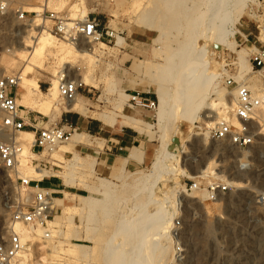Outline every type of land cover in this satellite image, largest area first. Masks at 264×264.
Here are the masks:
<instances>
[{"label": "rangeland", "instance_id": "374dc122", "mask_svg": "<svg viewBox=\"0 0 264 264\" xmlns=\"http://www.w3.org/2000/svg\"><path fill=\"white\" fill-rule=\"evenodd\" d=\"M10 1L13 5L22 4L24 11L27 12L28 7H44V0ZM113 1L66 0L65 8L57 12L65 15L70 21H80L76 20L80 10L74 9L73 6L83 2L86 6V16L95 17L99 20L102 29L112 30L117 37V40H113L111 44L104 42L94 44L79 40L75 45L76 50L90 47L92 54L84 57L74 56L66 65L67 69L87 84V87L78 95L79 106L73 111L81 113L83 118L88 116L98 119L104 124L98 122L105 131L130 127L136 132H142L141 127L146 129L149 124L154 126L155 110L129 108L126 95L139 93L142 96L151 97L155 101L156 108V96L148 92L146 77L154 71L157 76H160L163 89L168 90L173 86H168L167 80L182 71L184 65L197 64L198 59L204 55H207L209 71L221 74L216 83L217 93L223 94L224 98L228 99L232 90L225 87L224 80L232 77L235 82L241 83L237 79L240 71L236 52L244 49L247 52L245 61L250 65L253 43L258 37L259 28L264 25V0L247 2L241 18L233 29V34L227 39L231 46L219 52L220 46L212 45L204 39L189 43L187 32L190 28L191 10L198 0H166V2L163 0H115V4ZM167 5L170 6L168 11ZM48 10L53 11L49 7ZM71 15H73L72 18ZM146 21L150 25L149 28L145 26ZM38 23L37 28L40 27L41 22L38 21ZM28 29L26 23L17 22L11 16L0 17V76L22 72L24 63L15 58L14 50L21 47V44L23 47V40L19 37L15 38L14 34L17 30L28 31ZM21 35L25 36L26 33ZM155 40L158 42L156 43ZM203 46L205 54H202ZM11 49L14 55L10 52ZM167 60L172 66L166 64ZM45 65L50 68L54 66V60L50 54L45 60ZM197 68H199L198 65L195 70ZM251 77L262 84L257 73ZM36 78L41 90L46 92L52 79L50 74L41 70L36 73ZM210 98L215 99L214 96ZM19 104L25 108L21 101ZM55 108L57 110L55 115H40L45 117L43 119L49 120V123L43 127L52 125L60 112L76 114L73 111L67 112L66 104L59 97L55 102ZM24 111L38 113L31 110ZM221 111L222 116L225 117L228 110L221 109ZM25 114L21 115L25 116ZM207 115L213 114L207 111L203 117ZM128 116H144L146 123L132 124ZM203 117L201 116L192 125L182 122L174 128L170 148L177 144L173 143L174 140L183 141L186 138V142L181 149L182 153L178 162L172 164L171 175L166 178V181H162L156 190V197L163 199L178 186H183L187 180H194L188 177L205 167L212 168L220 178L214 176L198 180L200 186L206 187L215 179L225 180L230 185V192L216 202L206 201L201 197V192L188 190L186 197H182L181 200H175L174 203L171 200L172 204L165 209L167 214L174 212L173 224L170 226L169 252L160 257L152 253L144 264H264V202L261 200V196L264 195V135L259 134L260 131L255 129L259 126L253 123L252 129L256 135L255 145L247 151H237L232 147L212 142L209 138L211 120ZM77 132L83 134L79 144H72L71 134L69 141L59 145L58 148V150L64 149L70 152L71 155L63 154L62 158L57 152H52L36 157L29 153L26 157L29 166L34 167L33 160L43 161L51 165L58 175L63 173L71 163L76 167L69 185L71 187L65 190L72 194L68 197L64 194L67 199L64 204L56 199L57 207L52 209V214L47 219L50 225L46 230L50 231L51 235L60 232L64 238L54 235L55 238L52 241L48 240L44 244L49 249H56L63 253L68 262H48L47 264H103V258L100 256L101 249L104 248L106 239L113 236L115 227L117 228L119 222L123 220L125 207L128 206L130 211L139 205L138 198L129 202L133 181L150 169L161 142L152 128L146 135V143L152 149L150 161H146L144 165L134 170L124 171L122 166L117 171L108 170L101 174L95 169V152L93 151L96 147H101L97 144L100 143L97 139L100 136H89L81 130ZM22 133L16 136L21 137ZM26 148L29 152L30 146L26 145ZM142 154L143 151L140 155ZM13 174L0 168V229H4L3 234L6 232L5 228L12 223L10 213L15 204L33 193V189L20 188L17 180L23 177L17 178ZM99 182L106 184L112 190L105 209L95 207L89 211V208L82 206L81 210L72 215L70 228L62 225L66 213L63 208L70 206L79 209V204L90 191L100 190ZM172 182L173 186L170 185ZM48 184L53 186L52 182ZM93 197L101 199L98 194H94ZM53 198H62V195L55 194ZM176 220L180 221L181 228L177 230V236L174 237L172 229ZM133 222L132 220L130 223ZM3 234L0 235V240L10 233ZM84 236L93 238L97 242V247L87 244ZM122 240V237H118L114 244L124 243L125 241L122 242ZM26 244L31 245L29 242ZM70 244L82 245L84 248H70ZM176 246L181 248V253L178 254ZM123 250L125 263L137 264L133 256L129 257L130 251L128 252L129 248L125 244ZM40 253V250L35 251V255Z\"/></svg>", "mask_w": 264, "mask_h": 264}, {"label": "bare ground", "instance_id": "6f19581e", "mask_svg": "<svg viewBox=\"0 0 264 264\" xmlns=\"http://www.w3.org/2000/svg\"><path fill=\"white\" fill-rule=\"evenodd\" d=\"M163 1L166 2V0ZM251 1L253 0H198L191 10L192 15L189 22L190 28L187 32L189 43H196L198 39H204L212 45L216 44L220 46L219 52H221L223 48H229L231 45L228 44L227 39L233 34V29L241 18L246 3ZM114 2L116 1L114 0L113 3ZM66 5V0H44V8L48 9L49 7L54 12L63 10ZM73 7H75L74 9L78 8L80 10L76 20H83L86 16L85 4L80 2ZM40 9L41 8L37 6L28 7V13H31L30 11L39 12ZM166 10H170L169 5H167ZM70 17L72 18L73 15ZM67 20L70 21V19ZM38 21L39 20H34L33 27H38ZM145 26L147 28L150 27L147 21L145 22ZM25 36L18 34L17 37L23 40V47L21 44V47L14 50L15 52L12 51V53H15V58L24 63L22 68V80L20 82L21 85L19 84V98L17 99V104L20 105L19 102L21 101L26 108H24L25 110L37 111L44 115H55V112L57 111L55 108V102L58 99L59 75L63 73L64 76H68L71 80H80L82 82L78 75L72 73L66 68V65L70 63L69 60L74 56H90L92 54V49L88 47L86 49L76 50L74 42H59V40L55 39L52 35L47 32L43 33L41 30L37 35L29 33ZM116 40L117 37L115 38V41ZM155 42L157 43L158 40H155ZM205 52V47L203 46L202 54H205ZM49 54L54 60V66L51 68L45 65V60ZM246 55L247 52L244 49L236 52L240 71L237 79H239L242 85H244V87H246L253 95L258 96L261 93L263 86L256 79L251 77V75L256 72L253 71L251 64L249 65L246 63ZM168 62L169 61L167 60L166 64L168 66L171 65ZM197 65L199 68L195 70ZM183 68L182 71L166 81L168 86H173L168 90L163 89L161 83L162 80L159 75L157 76L156 73H154V71L146 77L148 78V92L154 94L157 100L155 108V124L154 126L149 124L146 129L145 127H141L143 128V131L137 132L146 136L153 128L154 133L158 134L161 142L156 157L151 162L150 169L133 181L134 185L133 190L130 193L129 202L138 198L140 200L139 205L130 211L128 206L125 207L123 220L119 222L120 224H118L119 226L117 225V228L115 227L113 236L106 239L107 241L104 244V248L101 246L103 249H101L100 256L103 258V264H126L125 252L123 253L124 244L129 248V257L130 255L131 258L133 256V258L136 259L137 264H144L152 253L155 254L156 257L167 255L169 252L170 226L173 224L174 212L167 214L165 209L172 204L171 200H173L174 203L175 200H181L182 197H186V191L183 186H178V184V187L174 191L169 192V194H166L163 199H158L156 197V190L159 188L160 183L166 181V178L171 175L172 164L178 162L180 154L182 153L181 149L186 142V138L183 141H178L177 139V144L173 146V148H170L171 134L174 128L178 127L180 123L183 122L192 125L197 122L201 116L203 117L204 113L207 111H209V114L211 113L213 115H207L203 118L211 120L209 126L212 130L215 125L219 121L224 120L226 115L233 109L234 93L232 91L229 94L228 99H225L223 94L217 93L216 83L221 74H215L214 71L213 73L209 71L207 55L199 58L197 64L192 63L191 66L184 65ZM41 70L48 72L52 78L50 86L46 92L41 90L39 81L36 78V73ZM154 75H156V77ZM82 84L87 87L86 83L82 82ZM78 95L72 102L65 103L68 112H72L79 106ZM210 96H214L215 99L211 100ZM221 109L228 110L225 117L222 116ZM25 113L26 111L22 110L21 114ZM257 115L259 127L255 126V129L260 131L259 134L264 135V107H259ZM128 120L132 124L137 125L140 122H145L144 116H128ZM141 128L138 129L141 130ZM19 133H22L21 137L16 136L17 133L12 137L7 138L9 142L19 148L13 176L17 178L23 177L33 181L44 180L49 176H60L64 181V185L69 186L76 170L75 164H69L60 175L51 172L53 170L48 163H46L48 164V166H46V170L48 171L44 169L38 170L36 167L29 166L26 159L28 156L27 154L31 153V156H35L31 151L33 133L31 134L25 131ZM82 136V133H78L77 130L74 129L72 132V144H79ZM26 145L30 146L29 152L27 151ZM59 147L60 146H57L49 153L58 152ZM133 151H139L141 153V150L134 149ZM139 152L138 154H135V156L138 155L137 158L140 155ZM135 156L132 155L130 157L133 158ZM214 176L218 179L220 178L212 168L205 167L196 174L190 175L188 179L202 180ZM222 182L227 183L225 180ZM98 185L100 190L94 192L90 191L88 196L79 204V209L70 206L63 208L66 213L62 225L70 228L72 225V215L81 210L82 206L89 208V211L95 207H102L105 209V205L111 196L112 190L102 182H99ZM170 185L173 186V182ZM197 192H201V197L206 199L207 196L203 190ZM94 194H98L101 199L94 198ZM55 201L56 199L52 197L50 204L52 209L57 207ZM131 219L134 221L133 223H130L132 221ZM49 225V222H47V226ZM3 230L0 229V235L3 234ZM5 230L6 232L3 235L13 232L20 238L21 243L25 244V248L19 256L18 264L68 262V259L65 258L63 253L58 252L56 249H49L44 245L46 241H52L55 238L54 235H59L64 238L60 232L51 235V232L47 230L50 236L48 239H43L44 229L34 225L26 227L16 222H12L5 228ZM172 232H176V230L172 229ZM118 237H122L125 242L122 244H114V241L118 239ZM84 241L87 242V244L92 245V247L94 246V248L97 247V242L91 237H85ZM26 242L31 243V245H27ZM69 246L74 249L84 248V246L76 244H70ZM37 250H40L41 253L35 255V251Z\"/></svg>", "mask_w": 264, "mask_h": 264}, {"label": "built area", "instance_id": "2783aa9c", "mask_svg": "<svg viewBox=\"0 0 264 264\" xmlns=\"http://www.w3.org/2000/svg\"><path fill=\"white\" fill-rule=\"evenodd\" d=\"M13 17L17 22L26 23L28 31L17 30L18 34L32 33L37 35L41 32L52 35L55 39L64 42L76 43L85 40L89 43L104 42L111 44L116 36L108 28H101L99 20L95 17L86 16L80 21H68L62 13L50 11L41 7L39 12L28 13L23 11L22 4L13 5L10 0H0V17ZM34 20H39L40 27H33ZM258 43V44H257ZM11 49L10 52H12ZM9 52V51H8ZM250 64L262 81V91L258 96L253 95L244 85L235 82L232 77L224 80L226 88L231 89L233 96V109L226 115L224 120L219 121L210 130V140L219 145L232 147L237 151H247L255 145L256 135L253 132L252 124H258L257 111L264 107V25L258 30V37L255 38L250 56ZM58 83V97L63 103L72 102L86 87L80 80H71L61 73ZM22 80V72L18 71L7 76H0V168L5 172L12 173L19 148L7 140L15 134L31 129L33 133L32 153L39 157L49 153L57 146L68 142L73 130L66 131L57 125L43 127L39 121H30L27 112L21 115L22 106L17 104L19 84ZM127 105L131 109H142L154 111L155 101L151 97L142 96L139 93L128 94ZM41 117L40 115H38ZM6 138V140H5ZM38 170H46L48 164L43 161H32ZM43 180L33 181L25 178H18L17 185L22 189H33V193L26 196L25 200H19L11 211V221L20 223L23 226H37L44 229V238H49L47 219L52 213L51 201L55 195L49 189L41 187ZM185 191L203 190L206 193V201L216 202L230 192V186L220 180H213L206 187H201L197 179L187 180L183 183ZM264 202V195L261 196ZM181 228L180 221H175L173 236H177V230ZM25 244L15 233L8 234L0 240V264H18L19 256L23 252ZM176 251L182 252L176 246Z\"/></svg>", "mask_w": 264, "mask_h": 264}, {"label": "crops", "instance_id": "0c3cea01", "mask_svg": "<svg viewBox=\"0 0 264 264\" xmlns=\"http://www.w3.org/2000/svg\"><path fill=\"white\" fill-rule=\"evenodd\" d=\"M68 112V111H67ZM93 112V111H89ZM76 114L63 112L56 116L52 125H57L59 127L64 128L66 131L69 130H81L89 136H100L98 137V141L101 147H96L93 151L95 152V169L99 171V173L103 174L111 171H117L122 166L124 171L134 170L138 167H141L146 163V161H150V155L152 153V149L150 145L146 143V136L144 134H140L136 132L134 129L130 127H119L114 128L109 131H105L104 128L98 123L101 121L92 117V119L83 118L81 113L74 111ZM38 115L42 114H28V119L30 121H39L41 126L49 123V120H45V117H39ZM104 125V124H103ZM28 133L32 134L31 129H27ZM73 132V131H72ZM72 134V133H71ZM141 150L143 151L142 155L135 156L139 151L133 150ZM133 153H132V152ZM58 155L60 157L63 154H70V152H66L64 150H58ZM140 153V152H139ZM135 156L130 157V156ZM129 155V156H128ZM63 158V157H62ZM136 158V159H135ZM54 172V168L52 167ZM62 178H57L56 176H49L48 178L42 181L41 187L45 189H49L55 194L62 195V198H54L61 200L62 204L67 202L66 197L70 194L65 190L70 188L71 186H65L64 181L62 183ZM52 182L53 186H49L48 183ZM64 194H67L65 197Z\"/></svg>", "mask_w": 264, "mask_h": 264}, {"label": "water", "instance_id": "95a60500", "mask_svg": "<svg viewBox=\"0 0 264 264\" xmlns=\"http://www.w3.org/2000/svg\"><path fill=\"white\" fill-rule=\"evenodd\" d=\"M173 143H177V140H174Z\"/></svg>", "mask_w": 264, "mask_h": 264}]
</instances>
